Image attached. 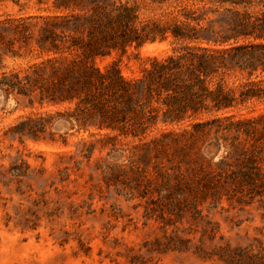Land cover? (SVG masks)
<instances>
[{
	"label": "rangeland",
	"instance_id": "1",
	"mask_svg": "<svg viewBox=\"0 0 264 264\" xmlns=\"http://www.w3.org/2000/svg\"><path fill=\"white\" fill-rule=\"evenodd\" d=\"M218 1L122 3L137 6L144 24L185 8L217 39L231 37V8ZM53 2L0 0V264H264V123L256 137L235 126L263 116L264 99L160 121L142 138L130 134L131 114L128 136L99 129L100 116L80 123L72 59L41 42ZM255 5L250 12L264 10V0ZM182 46L169 37L95 64L118 61L132 79ZM220 79L210 87L239 97L241 75Z\"/></svg>",
	"mask_w": 264,
	"mask_h": 264
},
{
	"label": "trees",
	"instance_id": "2",
	"mask_svg": "<svg viewBox=\"0 0 264 264\" xmlns=\"http://www.w3.org/2000/svg\"><path fill=\"white\" fill-rule=\"evenodd\" d=\"M255 2L219 0L220 5L231 8L232 34L217 39L211 24L201 25L204 16L185 8L170 13L172 18L166 23L144 24L139 8L122 0H54L52 9H48L52 16L44 19L41 42L48 53L72 59L73 68L67 75L73 77L70 99L77 100L80 123L82 117L100 116L103 122L99 129L128 136L125 125L131 114L137 127L130 134L142 138L160 121L164 125L179 124L207 107L217 110L264 99V10L250 12L257 8ZM169 37L183 45L181 51L149 59L138 77L126 78L118 61L104 70L95 64L113 52L123 57L132 47L139 49ZM242 39L248 42L239 44ZM191 43L200 46L192 48ZM237 74L243 80L237 98L235 91H226L222 83L214 89L209 85L215 77L223 80L226 75ZM261 123L264 115L240 121L235 123L236 132L256 137Z\"/></svg>",
	"mask_w": 264,
	"mask_h": 264
},
{
	"label": "water",
	"instance_id": "3",
	"mask_svg": "<svg viewBox=\"0 0 264 264\" xmlns=\"http://www.w3.org/2000/svg\"><path fill=\"white\" fill-rule=\"evenodd\" d=\"M3 102V95H2V92L0 91V104ZM59 127L61 129H65L67 127V123L65 122H60L59 123Z\"/></svg>",
	"mask_w": 264,
	"mask_h": 264
}]
</instances>
